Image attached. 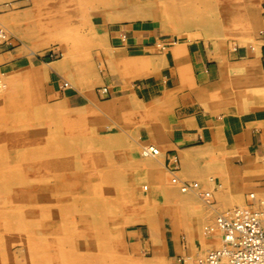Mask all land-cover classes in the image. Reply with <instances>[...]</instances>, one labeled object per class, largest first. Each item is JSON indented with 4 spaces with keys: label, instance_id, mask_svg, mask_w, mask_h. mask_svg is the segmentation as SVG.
Masks as SVG:
<instances>
[{
    "label": "rangeland",
    "instance_id": "374dc122",
    "mask_svg": "<svg viewBox=\"0 0 264 264\" xmlns=\"http://www.w3.org/2000/svg\"><path fill=\"white\" fill-rule=\"evenodd\" d=\"M53 1L0 0L3 34L0 33V72L3 77V88L0 90V264H203L204 255L210 249L220 246L219 241L216 244L205 241L210 234L205 228L219 214L234 208L245 213L254 211L264 214V178L258 180L262 185L259 182L247 184L245 180H234L227 173L231 166L237 165L236 162L227 156L219 155L216 158L202 155L205 159L200 163V166H205L203 177L192 179L186 175L194 173L192 165L173 169L188 188L187 191H180L185 193L191 190L196 193L195 198L188 200L176 197L170 190L173 174L169 172L172 166L176 167L170 161H175L174 156L164 165L163 162H156L154 156L142 153L143 146L149 142L139 132L141 123L138 106L131 101H109V88L103 84L107 74L121 80L123 85L134 83L141 79L138 75L147 67L148 62L138 59L144 63L141 70L139 65L134 67L128 58L119 56V50L112 48L105 30L106 27L125 23H149L154 26L158 39L154 45L156 52H176L174 60L185 66L187 49L183 46L200 42L216 52H225L236 46L251 47L254 43L259 44L263 33L260 25L254 21L255 17L261 19L262 0H142L151 7L147 15L137 18L128 17L130 9L127 0H107V3L105 0ZM73 33L78 37L76 42L70 39L74 38ZM65 34L70 38L63 39ZM47 42L48 45L40 48ZM76 45L81 46V49H76ZM70 47H75V50L69 51L72 49ZM181 48L185 49V53ZM107 50L116 51V54L109 55ZM71 52L74 57L70 55ZM125 62L129 66L124 65ZM80 65H84V69ZM44 66L46 70L42 73L40 70ZM33 69L39 73L24 79L26 73ZM70 71L73 72L70 74ZM263 77V72L260 76L253 72L245 76L235 73L228 77V84L233 90L238 86L242 88L246 101L248 98L264 100V85L261 83ZM125 80L127 82L123 83ZM77 90L87 91V99L82 100ZM250 92L251 97L246 95ZM47 121L49 123L45 125ZM46 146L50 149L44 148ZM30 150L35 152L32 154ZM39 151L41 154L37 153ZM18 162H21V166ZM13 163L17 164L16 168ZM248 164L254 168L253 163ZM259 165L263 167L264 163L260 162ZM214 185L219 192L220 189L228 190L225 195L227 198L232 196V200H214V194L217 195V191H213ZM71 201L74 202L72 205ZM209 209L214 214L206 215ZM18 211L22 213L18 215ZM35 229L37 232L42 230V233H37ZM78 232H81L80 236ZM174 238L179 240V249H175L178 246H175Z\"/></svg>",
    "mask_w": 264,
    "mask_h": 264
},
{
    "label": "crops",
    "instance_id": "0c3cea01",
    "mask_svg": "<svg viewBox=\"0 0 264 264\" xmlns=\"http://www.w3.org/2000/svg\"><path fill=\"white\" fill-rule=\"evenodd\" d=\"M261 11L260 26L263 35L257 49L236 46L228 48L225 52H216L199 42L183 47L187 49L186 62L189 66L177 63L173 51L168 50L163 54L156 52L154 45L157 36L154 33V26L149 23L132 22L106 27L112 48H117L126 58L135 60L139 58L148 62L147 67L142 70L145 77L131 84L123 85L121 80L107 74L103 81L109 88V101L112 99L118 102L131 101L139 107L140 117L143 118L140 119L139 132L146 141L156 143L155 145L160 147L163 156L160 155L158 158L164 165L168 164L172 156L177 155L180 157L182 168L186 166L184 164L191 154L194 157L198 154L195 158L191 156L194 159L192 161L194 173L187 174L184 171L193 179L204 175L202 174L204 168L200 166L205 160L202 154H209L208 156L223 154L222 156H227L237 164L231 166L227 173L234 180H245V183L252 184L264 178V166L259 165L260 162H264V104L255 102L258 100L253 98L246 101L242 88L238 86L233 90L228 84V77L231 74L245 76L253 72L260 76L258 73H264V0L261 3ZM71 72L73 71L69 73ZM156 75H159L158 78L154 77ZM123 83H126V80ZM77 94L82 100L87 99L85 93L77 90ZM246 95L252 96L251 92ZM154 104L156 106L153 108ZM248 162L253 163L254 168ZM213 188L215 191L218 190L215 185ZM170 190L181 199L188 200L196 196L194 191L184 194L178 187H171ZM222 191L214 194V200L231 201L225 195L228 190L223 192L225 196ZM207 213L213 212L206 210ZM174 240L175 246H178L175 249H179L178 238ZM205 241L211 243L208 238Z\"/></svg>",
    "mask_w": 264,
    "mask_h": 264
},
{
    "label": "bare ground",
    "instance_id": "6f19581e",
    "mask_svg": "<svg viewBox=\"0 0 264 264\" xmlns=\"http://www.w3.org/2000/svg\"><path fill=\"white\" fill-rule=\"evenodd\" d=\"M54 1H56V0H54ZM53 1V2H54ZM93 1V0H92ZM111 1V0H110ZM122 1H124V0H122ZM178 1V0H177ZM180 1V0H179ZM96 2V1H95ZM107 2H109V1H107V0H105V3H107ZM112 2H114L113 0H112ZM51 3V2H50ZM49 3V4H50ZM117 3V2H116ZM158 3V2H157ZM170 3H172V1L170 2ZM181 3H183V2H181ZM102 4H104V2L103 3H101L100 5L102 6ZM109 4V3H108ZM127 6H128V8L130 9V16H128L129 18H137V16L139 17V16H144V15H147V12L149 11V9H150V7H151V5L149 4V3H147V2H145V1H142V0H127ZM169 4V3H168ZM173 4H175L174 2H173ZM179 4H180V2H179ZM94 5V4H93ZM111 5V4H110ZM97 6V5H96ZM103 6H105V5H103ZM71 7H73V6H71ZM30 8V7H29ZM51 8V7H50ZM65 8V7H64ZM67 8V7H66ZM174 8H176V7H174ZM52 9V8H51ZM51 9H49V10H51ZM95 9H97L96 7H95ZM245 9V8H244ZM25 10V9H24ZM31 10V9H30ZM81 10V9H80ZM103 10V9H102ZM179 10V9H178ZM182 10V9H181ZM63 11V10H62ZM100 11V10H99ZM153 11V10H152ZM151 11V12H152ZM190 11V10H189ZM245 11V10H244ZM243 11V12H244ZM105 13V12H104ZM103 13V14H104ZM181 13V12H180ZM175 14H177V13H175ZM27 16H29V15H27ZM93 18V17H92ZM25 19V18H24ZM23 19V20H24ZM146 19V18H145ZM151 19V18H150ZM249 19V18H248ZM51 20V19H50ZM130 20V19H129ZM138 20V19H137ZM141 20V19H140ZM155 20H157V19H155ZM246 20H247V18H246ZM30 21V20H29ZM123 21V20H122ZM57 22V21H56ZM233 22H234V20H233ZM241 22V21H240ZM242 22H244V21H242ZM250 22V21H249ZM254 22H257L259 25H260V20H259V18L258 17H255V21ZM105 23V22H104ZM144 23V22H143ZM237 23V22H236ZM235 23V24H236ZM245 23H247V21L246 22H244V24ZM34 24H35V22H34ZM56 24V23H55ZM60 24H62V23H60ZM165 24V23H164ZM238 24V23H237ZM239 24H241V23H239ZM243 24V23H242ZM45 24H43V26H44ZM159 25V24H158ZM262 25V24H261ZM37 26V25H36ZM48 26V25H47ZM60 26V25H59ZM78 26V25H77ZM86 26V25H85ZM224 26V25H223ZM223 26L221 27V28H223ZM226 26V25H225ZM233 26V25H232ZM19 27V26H18ZM80 27H81V25H80ZM166 27V26H165ZM229 27V26H228ZM259 27H261V26H259ZM22 28V27H21ZM33 28H35V27H33ZM32 28V29H33ZM52 28H53V26H52ZM55 28V27H54ZM59 28H61V26L59 27ZM77 28V27H76ZM86 28V27H85ZM164 28V27H163ZM220 28V27H219ZM220 28V29H221ZM31 29V30H32ZM51 29V28H50ZM87 29V28H86ZM86 29H84V30H86ZM165 29V28H164ZM21 30V29H20ZM30 30V29H29ZM40 30V29H39ZM47 30V29H46ZM65 29H63V31H64ZM67 30H69V29H67ZM66 30V31H67ZM73 30V29H72ZM75 30V29H74ZM73 30V31H74ZM226 30V29H225ZM1 31H2V27H1V25H0V33H1ZM50 31V30H49ZM106 31V30H105ZM215 31H217V30H215ZM6 32H7V30H6ZM52 32V31H51ZM83 32H85V31H83ZM9 33V32H8ZM33 33V32H32ZM31 33V34H32ZM41 33V32H40ZM55 33V32H54ZM64 33L65 32H63V35H64ZM86 33V32H85ZM171 33H173V32H171ZM170 33V34H171ZM175 33V32H174ZM173 33V34H174ZM263 33V32H262ZM30 34V35H31ZM57 34V33H56ZM55 34V35H56ZM59 34V33H58ZM68 34V33H67ZM77 34V33H76ZM162 34V33H161ZM1 35H3L2 33H1ZM29 35V36H30ZM35 35V34H34ZM70 35V34H69ZM73 35H74V38H70L69 36H66V34H65V36H63V39L64 38H70V39H73L75 42H76V40L78 39V37H76V35L73 33ZM128 35V34H127ZM48 36H50V34L48 35ZM53 36V35H52ZM62 36V35H61ZM96 36H98V35H96ZM157 36V35H156ZM160 36V35H159ZM51 37V36H50ZM55 37H57V36H54V38ZM60 37V36H59ZM27 38H28V36H27ZM96 38V37H95ZM99 37H97V39H98ZM20 39V38H19ZM29 39V38H28ZM32 39V38H31ZM56 39H58V38H56ZM56 39H53V40H56ZM62 39V40H63ZM30 40V39H29ZM53 40H51V41H53ZM61 40V39H60ZM158 40V39H157ZM160 40H162V39H160ZM254 40V39H253ZM41 41V40H40ZM43 41V40H42ZM37 42V41H36ZM35 42V43H36ZM39 42V41H38ZM69 42L71 43V41L69 40ZM102 42V41H101ZM160 42V41H159ZM158 42V43H159ZM176 42V41H175ZM254 42V41H253ZM48 43L49 42H47V43H45V44H40L41 46H40V48L41 47H44L45 45H48ZM59 43V42H58ZM69 43V44H70ZM74 43V42H73ZM160 43H162V42H160ZM184 43V42H183ZM1 44V43H0ZM167 44V43H166ZM179 44V43H178ZM29 45V44H28ZM34 45V44H33ZM39 44H37V46H38ZM67 45V44H66ZM31 46V45H30ZM37 46H36V48H37ZM100 46V45H99ZM101 46H102V44H101ZM160 46V45H159ZM162 46V45H161ZM174 46V45H173ZM176 46V45H175ZM209 46V45H208ZM258 46H259V44H257V43H254V44H252V46H251V49H257L258 48ZM114 47V46H113ZM116 47V46H115ZM184 47V46H183ZM17 48V47H16ZM15 48V49H16ZM20 48V47H19ZM70 48H72V49H70L69 51H74L75 50V47H70ZM81 49V46H77L76 45V49ZM101 48V47H100ZM157 48V47H156ZM186 48V47H185ZM219 48V47H218ZM179 49V48H178ZM180 50H182V48L180 49ZM184 50V52L183 53H185V49H183ZM182 50V51H183ZM210 50V49H209ZM217 50V49H216ZM252 50V51H253ZM38 51V50H37ZM66 51V50H65ZM86 51H89V50H86ZM99 51V50H98ZM108 51V50H107ZM162 52V51H161ZM181 52V51H180ZM187 52V51H186ZM35 53V52H34ZM64 53V52H63ZM75 53H77V52H75ZM141 53V52H140ZM176 53V52H175ZM182 53V54H183ZM228 53V52H227ZM22 54V53H21ZM36 54V53H35ZM85 54V53H84ZM83 54V55H84ZM89 54V53H88ZM111 54H116V51H110V53H109V55H111ZM155 54V53H154ZM163 54V53H162ZM241 54V53H240ZM9 55V54H8ZM67 55V54H66ZM70 55H72V52L70 53ZM83 55H81V56H83ZM118 55L119 56H123L125 59H126V57L121 53V52H119L118 53ZM141 55V54H140ZM180 55V54H179ZM217 55V54H216ZM235 55V54H234ZM64 56V55H63ZM76 56V55H75ZM91 56V55H90ZM147 56V55H146ZM178 56V55H177ZM72 57H74V55H72ZM84 57V56H83ZM97 57V56H96ZM162 57V56H161ZM254 57V56H253ZM65 58V57H64ZM246 58V57H245ZM98 59V58H97ZM129 59V61L128 62H131L130 64H132L134 67H136V66H140L141 68H142V66H143V62L141 63L140 61H138V60H135L134 58L133 59H130V58H128ZM127 59V60H128ZM139 59V58H138ZM231 59V58H230ZM240 59V58H239ZM107 61V60H106ZM148 61V60H147ZM156 61V60H155ZM67 62V61H66ZM92 62L93 61H91V65H92ZM108 62V61H107ZM128 62H125V64L124 65H128L129 66V64H128ZM72 63V62H71ZM90 63V62H89ZM103 63V62H102ZM84 64V63H83ZM87 64V63H86ZM118 64V63H117ZM120 64V63H119ZM186 64L188 65V63L186 62ZM37 65V64H36ZM47 65V64H46ZM85 65V64H84ZM84 65H80L81 66V68H83V67H85ZM90 65V64H89ZM108 65H110L109 64V62H108ZM126 65V66H127ZM75 66V65H74ZM103 66H104V64H103ZM125 66V67H126ZM189 66V65H188ZM119 67V66H118ZM47 68H49V66H47ZM86 68H88V67H86ZM101 68V67H100ZM99 68V69H100ZM151 68V67H150ZM178 68V67H177ZM189 68V67H188ZM46 70V66H44V68L42 69V70H40V71H42V73H44V71L43 70ZM78 69V68H77ZM84 69V68H83ZM123 69H124V67H123ZM71 70V69H70ZM80 70V69H79ZM142 70V69H141ZM185 70H188V69H185ZM184 70V71H185ZM122 71V70H121ZM124 71V70H123ZM139 71V70H138ZM179 71V70H178ZM38 71H36V69L34 70H32V71H30L29 73H26L27 75L24 77V79H30L31 77H33L34 76V74L35 73H37ZM96 72V71H95ZM182 72V71H181ZM249 72V71H248ZM39 73V72H38ZM72 73V72H71ZM98 73V72H97ZM124 73H125V71H124ZM99 74V73H98ZM123 74V73H122ZM182 74V73H181ZM180 74V75H181ZM259 75H260V73H258ZM92 75H95L94 73L92 74ZM103 75V74H102ZM109 75V74H108ZM184 75V74H183ZM187 75V74H186ZM83 76V75H82ZM81 76V78H83ZM86 76V75H85ZM100 76V75H99ZM110 76V75H109ZM124 76V75H123ZM123 76H122V78H123ZM191 76V75H190ZM107 77V76H106ZM125 77V76H124ZM138 77L139 78H143V77H145V74L144 73H141V74H139L138 75ZM3 77H2V75H1V72H0V90L3 88V79H2ZM72 78V77H71ZM71 78H69V79H71ZM79 78V77H78ZM94 78H96V77H94ZM102 78V77H101ZM127 78V77H126ZM23 78H21L20 80H24ZM68 79V78H67ZM91 79H92V77H91ZM131 79V78H130ZM71 80H73V79H71ZM86 80V79H85ZM84 80V81H85ZM88 80V79H87ZM93 80V79H92ZM140 80V79H139ZM192 80V79H191ZM82 81V80H81ZM131 81V80H130ZM72 82V81H71ZM127 82V81H126ZM188 82V81H187ZM94 83V82H93ZM189 83H191L190 81H189ZM261 83L264 85V77L261 79ZM104 84V83H103ZM184 84V83H183ZM81 85H82V83H81ZM97 85V84H96ZM100 85V84H99ZM89 86V88H90V85H88ZM94 86V85H93ZM63 87H64V85H63ZM122 87V86H121ZM93 88V87H92ZM106 88V87H105ZM126 88V87H125ZM65 90V89H64ZM87 90V89H86ZM119 90V89H118ZM218 90V89H217ZM25 91V90H24ZM66 91V90H65ZM103 91V90H102ZM26 92V91H25ZM30 92H31V90H30ZM81 92H82V90H81ZM130 92V91H129ZM220 92V91H219ZM218 92V93H219ZM83 93H87V91H85L84 92V90H83ZM103 93V92H102ZM241 93V92H240ZM239 93V94H240ZM6 94V93H5ZM26 95V94H25ZM88 95V93L86 94V96ZM220 95V94H219ZM222 95V94H221ZM8 97V96H7ZM24 97V96H23ZM130 97V96H129ZM132 99V98H131ZM25 101H27V100H25ZM93 101V100H92ZM23 102V101H22ZM31 102V101H30ZM255 102H258V103H263L264 104V100H258V101H255ZM27 103V102H26ZM119 103V102H118ZM117 104V103H116ZM138 104V103H137ZM253 104V103H252ZM30 105V104H29ZM40 105V104H39ZM154 106H156V104H154L152 107L154 108ZM249 106V105H248ZM36 107V106H35ZM37 107H38V105H37ZM41 107V106H40ZM44 107V106H43ZM58 107V106H57ZM121 107H122V105H121ZM160 107V106H159ZM161 107H162V105H161ZM3 108V107H2ZM139 108V107H138ZM152 108V109H153ZM127 109V108H126ZM41 110V109H40ZM110 110V109H109ZM135 110V109H134ZM134 112V111H133ZM157 112V111H156ZM159 112V111H158ZM44 113V112H43ZM133 114V113H132ZM23 115V114H22ZM41 115H42V113H41ZM53 115V114H52ZM56 116V115H55ZM59 116V115H58ZM25 117V116H24ZM41 117V116H40ZM63 117V116H62ZM65 117V116H64ZM119 117V116H118ZM6 118V117H5ZM9 118V117H8ZM66 118V117H65ZM70 118V117H69ZM49 119H50V117H49ZM140 119H143V118H141L140 117ZM5 120V119H4ZM8 120V119H7ZM33 120V119H32ZM71 120V119H70ZM50 121V120H49ZM67 121V120H66ZM125 121V120H124ZM157 121V120H156ZM36 122V121H35ZM63 122V121H62ZM65 122V121H64ZM68 122V121H67ZM72 122V121H71ZM126 122V121H125ZM7 123V122H6ZM41 123V122H40ZM46 124L45 125H47V123H49L48 121L47 122H45ZM66 123V122H65ZM70 123V122H69ZM157 123V122H156ZM73 124V123H72ZM7 125V124H6ZM37 126H39V123H38V125ZM44 126V125H43ZM55 126V125H54ZM160 126V125H159ZM35 127V126H34ZM58 127V126H57ZM63 127V126H62ZM163 127V126H162ZM2 128V127H1ZM4 128V127H3ZM13 128V127H12ZM51 128V127H50ZM159 128V127H158ZM62 129H64V128H62ZM69 129V128H68ZM72 129L74 130V127H72ZM77 129V128H76ZM156 129V128H155ZM164 129V128H163ZM2 130V129H1ZM53 129H51L50 131H52ZM70 130V129H69ZM68 130V131H69ZM80 130V129H79ZM54 131H56V130H54ZM58 131H62V130H58ZM77 131V130H76ZM162 131V130H161ZM165 131V130H164ZM69 132H73L72 130L71 131H69ZM153 131H150V133H152ZM52 132H49V134H51ZM66 133V132H65ZM155 134V133H154ZM53 135V134H52ZM54 135H56V134H54ZM46 137H48V136H46ZM141 137V136H140ZM51 138V137H50ZM49 138V139H50ZM53 139V138H52ZM47 141H48V139H47ZM141 141H145V140H141ZM5 142V141H4ZM96 142V141H95ZM151 142V141H150ZM56 143V142H55ZM144 143H146V142H144ZM1 144V143H0ZM51 144V143H50ZM49 144V145H50ZM52 144H54V143H52ZM58 144V143H57ZM156 144V143H155ZM154 143H149V144H147V145H144L143 146V148H142V153L145 155V156H154L153 158H154V160H156V162H158V160H159V156L161 155V152H162V150H160L159 148H158V146H156ZM158 144V143H157ZM45 145V144H44ZM3 146V145H2ZM52 146V148L54 147V145H51ZM50 146V147H51ZM61 146V145H60ZM5 147H7L6 145H5ZM32 147V146H31ZM142 147V146H141ZM211 147V146H210ZM25 148V147H24ZM38 148V147H37ZM37 148H35L37 151H38V149ZM44 148H49V147H44ZM51 148V149H52ZM79 148V147H78ZM2 149H3V147H2ZM50 149V148H49ZM29 150V149H28ZM53 151H54V149H52ZM56 150V149H55ZM61 150V149H60ZM80 150V149H79ZM204 150V149H203ZM210 150H211V148H210ZM210 150H208V151H210ZM25 150H23V152H24ZM31 152L33 151V150H30ZM51 151V150H50ZM49 151V152H50ZM1 153H2V151H0ZM25 152H27V151H25ZM31 152H29V153H31ZM35 152V151H34ZM34 152H32V154L34 153ZM42 152V151H41ZM48 152V151H47ZM46 152V153H47ZM58 152V151H57ZM62 152V151H61ZM4 153V152H3ZM28 153V154H29ZM38 154L40 153V151L39 152H37ZM44 153V152H43ZM55 153V152H54ZM74 153V152H73ZM141 153V154H142ZM209 153V152H208ZM213 153V152H212ZM6 154V153H5ZM37 154V155H38ZM41 154V153H40ZM142 154V155H143ZM190 154H191V152H190ZM47 155V154H46ZM197 155L198 154H196L195 155V157H197ZM203 155V154H202ZM209 155V154H208ZM215 155V154H214ZM223 155V154H222ZM222 155H220V156H222ZM1 156V155H0ZM8 156V155H7ZM6 156V157H7ZM22 156V155H21ZM24 156V155H23ZM28 156V155H27ZM45 156V155H44ZM43 156V157H44ZM55 156V155H54ZM158 156V157H157ZM161 156H163V155H161ZM191 156H193V158H195L194 157V155H192L191 154ZM190 156V158L187 160V162H186V164H184V165H186V166H189V165H192V164H194V162H192V161H194V159L192 158ZM211 156V155H210ZM4 157V156H3ZM25 157V156H24ZM23 157V158H24ZM32 157V156H31ZM34 157H36V156H34ZM166 157V156H165ZM213 157V156H212ZM216 157V156H215ZM223 157V156H222ZM262 157V156H261ZM5 158V157H4ZM8 158V157H7ZM160 158H163V157H160ZM170 158V157H169ZM173 158V157H172ZM180 158V157H179ZM179 158H178V156L177 155H175L174 156V160L175 161H173V160H170V161H172V162H174V164H175V168H173V166H172V169H170V171L169 172H171L173 175L171 176V182H173L172 184H173V186H172V188L173 187H178L180 190H182V191H184V190H186V189H188L187 188V185L185 184V183H182L181 182V179L175 174V171H173V169L174 170H176V169H178V168H181V166H180V162H179ZM217 158V157H216ZM30 159V158H29ZM135 159V158H134ZM139 159V158H138ZM141 159V158H140ZM145 159H147V158H145ZM158 159V160H157ZM167 159V158H166ZM200 159V158H199ZM209 159H210V157H209ZM212 159V158H211ZM182 160H184V159H182ZM196 160V159H195ZM226 160V159H225ZM24 161V160H23ZM26 161V160H25ZM160 162H161V160H159ZM185 161V160H184ZM6 162H7V160H6ZM167 162V161H166ZM238 162V161H237ZM9 163V162H8ZM21 162H18L17 164H19V166H21V164H20ZM41 163V162H40ZM228 163V162H227ZM264 163V162H263ZM7 164V163H6ZM14 164V163H13ZM17 164H14V167H15V165H17ZM163 164V163H162ZM226 164V163H225ZM8 165V164H7ZM10 165V164H9ZM81 165V164H80ZM79 165V166H80ZM219 165V164H218ZM217 165V166H218ZM227 165V164H226ZM196 166H197V164H196ZM216 166V165H215ZM11 167V166H10ZM162 167V166H161ZM160 167V168H161ZM205 167V166H204ZM203 167V168H204ZM7 168H9V167H7ZM16 168V167H15ZM18 168V167H17ZM23 168V167H22ZM187 168V167H186ZM196 168V167H195ZM216 168H218V167H216ZM222 168V167H221ZM224 168V167H223ZM13 169V168H12ZM41 169V168H40ZM199 169H201V167H199ZM205 169V168H204ZM206 169H207V167H206ZM219 169V168H218ZM225 169V168H224ZM228 169V168H227ZM237 169V168H236ZM3 170V169H2ZM18 170V169H17ZM16 170V171H17ZM23 170V169H22ZM30 170V169H29ZM35 170H36V167H35ZM38 170H39V168H38ZM101 170V169H100ZM162 170H164V169H162ZM197 170V169H196ZM209 170H211V169H209ZM222 170V169H221ZM4 171V170H3ZM14 171V170H13ZM168 171V170H167ZM199 171V170H198ZM229 171V170H228ZM9 172V171H8ZM7 172V173H8ZM12 172V171H11ZM36 172H38V171H36ZM158 172V171H157ZM210 172V171H209ZM213 172V171H212ZM215 172V171H214ZM4 173H6L5 171H4ZM27 173V172H26ZM220 173H222V172H220ZM226 173H227V171H226ZM239 173V172H238ZM61 174V173H60ZM72 174H74V173H72ZM237 174V173H236ZM84 175V174H83ZM212 175H213V173H212ZM238 175V174H237ZM4 176H5V174H4ZM86 176H87V174H86ZM168 176V175H167ZM204 176V175H203ZM151 177V176H150ZM207 177V176H206ZM4 178V177H3ZM3 178H1V179H3ZM20 178V177H19ZM52 178V177H51ZM85 178H87V177H85ZM168 178H170V177H168ZM8 179V178H7ZM21 179V178H20ZM19 179V181H22V180H20ZM50 179V178H49ZM67 179V178H66ZM158 179H159V177H158ZM236 179V178H235ZM59 180V179H58ZM168 180V179H167ZM210 180V179H209ZM226 180V179H225ZM258 180V179H257ZM85 181V180H84ZM204 181V180H203ZM29 183L31 182V181H28ZM91 182V181H90ZM112 182V181H111ZM184 182V181H183ZM201 182V181H200ZM221 182H223V181H221ZM7 183V182H6ZM38 183V182H37ZM75 183V182H74ZM92 183V182H91ZM160 183V182H159ZM212 183V182H211ZM260 183V182H259ZM27 184V183H26ZM59 184V183H58ZM86 184V183H85ZM161 184V183H160ZM221 184V183H220ZM224 183H222V185H223ZM261 184V183H260ZM13 185H14V182H13ZM23 185V184H22ZM38 185V184H37ZM79 185V184H78ZM83 185V184H82ZM103 185V184H102ZM162 185V184H161ZM177 185H180V187L179 186H177ZM192 185V184H191ZM190 185V186H191ZM198 185V184H197ZM212 185V184H211ZM225 185V184H224ZM262 185V184H261ZM33 186H35V185H33ZM75 186H76V184H75ZM203 186V185H202ZM220 186V185H219ZM5 187V186H4ZM17 187V186H16ZM73 187V186H72ZM86 187V186H85ZM88 187V186H87ZM90 187V186H89ZM158 187V186H157ZM212 187V186H211ZM261 187V186H260ZM15 188V187H14ZM34 188V187H33ZM36 188H37V186H36ZM49 188V187H48ZM54 188V187H53ZM93 188V187H92ZM202 187H200V189H201ZM205 188V187H204ZM217 188V187H216ZM26 189V188H25ZM32 189V188H31ZM164 189V188H163ZM199 189V188H198ZM199 189V190H200ZM206 189V188H205ZM222 189H224V188H222ZM228 189V188H227ZM6 190V189H5ZM23 190V189H22ZM21 190V191H22ZM54 190V189H53ZM62 190H64V189H62ZM216 190V189H215ZM215 190H213V191H215ZM219 190V189H218ZM221 190V189H220ZM4 191V190H3ZM14 191V190H13ZM18 191H19V189H18ZM72 191V190H71ZM164 191V190H163ZM176 191V190H175ZM187 191V190H186ZM197 191V190H196ZM225 191V190H224ZM224 191H222V193L224 192ZM230 191V190H229ZM8 192H9V190H8ZM27 192V191H26ZM30 192V191H29ZM38 192V191H37ZM53 192V191H52ZM87 192V191H86ZM177 192V191H176ZM190 192L192 193V191L190 190ZM231 192V191H230ZM236 192H238V191H236ZM241 192V191H240ZM19 193V192H18ZM33 193H34V191H33ZM62 193V192H61ZM60 193V194H61ZM63 193H65L64 191H63ZM67 193V192H66ZM70 193V192H69ZM187 193V192H186ZM200 193V192H199ZM225 193V192H224ZM27 194V193H26ZM56 194H58V193H56ZM91 195H93V193L91 192L90 193ZM185 194V193H184ZM198 194V193H197ZM231 194H233V193H231ZM242 194H244V193H242ZM241 194V195H242ZM28 195V194H27ZM54 195V194H53ZM62 195V194H61ZM73 195V194H72ZM182 195V194H181ZM188 195V194H187ZM193 195V194H192ZM207 195V194H206ZM208 195H210V194H208ZM229 195V194H228ZM264 195V194H263ZM6 196V195H5ZM15 196H17V195H15ZM19 196V195H18ZM52 196V195H51ZM83 196H85V195H83ZM87 196H89V195H87ZM94 196H95V194H94ZM98 196V195H97ZM100 196V195H99ZM230 196V195H229ZM228 196V198H230V199H228V200H232V196L231 197H229ZM234 196V195H233ZM31 196H29V198H30ZM53 197V196H52ZM75 197V196H74ZM193 197V196H192ZM215 197V196H214ZM222 197V196H221ZM37 198V197H36ZM64 198V197H63ZM95 198V197H94ZM223 198V197H222ZM227 198V197H226ZM234 198V197H233ZM32 200H33V198H31ZM55 199H56V197H55ZM60 199V198H59ZM65 199V198H64ZM87 199V197L86 198H84V200H86ZM186 198H184L183 200H185ZM189 199H191V198H189ZM205 199H207V198H205ZM204 199V200H205ZM262 199H264V198H262ZM1 200V199H0ZM14 200V199H13ZM22 200V199H21ZM34 200H35V198H34ZM37 200V199H36ZM102 200V199H101ZM168 200V199H167ZM174 200V199H173ZM187 200V199H186ZM203 200V199H202ZM221 200V199H220ZM226 200V199H225ZM236 200V199H235ZM243 200V199H242ZM261 200V199H260ZM38 201V200H37ZM82 201V200H81ZM178 201V200H177ZM197 200L195 199V201L194 202H196ZM206 201V200H205ZM33 202V201H32ZM36 202V201H35ZM42 201H40V203H41ZM44 202V201H43ZM53 202H55V201H53ZM57 202V201H56ZM77 202V201H76ZM84 202H86V201H84ZM92 202H97V201H92ZM102 202H104L103 200H102ZM166 202V201H165ZM176 202V201H175ZM175 202H174V204H175ZM237 202V201H236ZM263 202V201H262ZM46 203V202H45ZM74 202H72L71 201V204L70 205H72ZM88 203V202H87ZM100 203V202H99ZM166 203H168V201L166 202ZM173 203V202H172ZM198 203V202H197ZM203 203V202H202ZM207 203V202H206ZM250 203H251V201H250ZM64 204H66V203H64ZM67 204H69V203H67ZM77 204V203H76ZM80 204H81V202H80ZM84 204V203H83ZM96 204V203H95ZM196 204V203H195ZM194 204V205H195ZM221 204V203H220ZM237 204V203H236ZM243 204V203H242ZM35 205V204H34ZM53 205V204H52ZM105 205V204H104ZM203 205H204V203H203ZM218 205V204H217ZM243 205H246V204H243ZM255 205V204H254ZM36 206V205H35ZM168 206H170V205H168ZM205 206H206V204H205ZM207 206H210V205H207ZM211 206H213V205H211ZM226 206V205H225ZM240 206V205H239ZM249 206V205H248ZM253 206V205H252ZM256 206V205H255ZM25 207V206H24ZM29 207V206H28ZM33 207V206H32ZM38 207V206H37ZM56 207V206H55ZM77 208L79 207V206H76ZM87 207H89V206H87ZM106 207V206H105ZM105 207H103V208H105ZM218 207H220V206H218ZM227 207V206H226ZM240 207H242V206H240ZM22 208V207H21ZM30 208H31V206H30ZM80 208V207H79ZM84 208V207H83ZM100 208H102V207H100ZM214 208V207H213ZM221 208H223L222 206H221ZM225 208V207H224ZM55 209V208H54ZM62 209V208H61ZM204 209V208H203ZM216 209V208H215ZM218 209H220V208H218ZM235 209V208H234ZM256 210H257V208H255ZM263 209V208H262ZM7 210V209H6ZM28 210V209H27ZM63 210V209H62ZM81 210V209H80ZM105 210V209H104ZM191 210V209H190ZM194 210V209H193ZM210 210V209H209ZM229 210V209H228ZM232 210V209H231ZM261 210V209H260ZM11 212V211H10ZM58 212V211H57ZM59 212H60V210H59ZM86 212V211H85ZM169 212V211H168ZM171 212V211H170ZM254 212V211H253ZM16 213H18V215H20L19 213H22V211H18V212H16ZM37 213H38V211H37ZM63 213V212H62ZM62 213H61V215H62ZM199 213H201V212H199ZM198 213V214H199ZM218 212H216V214H217ZM259 215H260V224L262 225V227L264 228V214H260L259 212H257ZM190 214V213H189ZM193 214V213H192ZM208 214V213H207ZM206 214V215H207ZM215 214V215H216ZM5 215V214H4ZM74 215V214H73ZM152 215V214H151ZM151 215H150V218L149 219H151ZM176 215V214H175ZM221 214H219V216H220ZM6 216V215H5ZM17 216V215H16ZM39 216V215H38ZM52 216V215H51ZM58 216V215H57ZM64 216V215H63ZM212 216V215H211ZM210 216V217H211ZM7 217L9 218V216L7 215ZM35 217V216H34ZM70 217H72V216H70ZM17 218V217H16ZM27 218H29V217H27ZM49 218H51V217H49ZM209 218V217H208ZM10 219H11V216H10ZM18 219H19V217H18ZM36 219V218H35ZM63 219V218H62ZM70 219H72V218H70ZM70 219H69V221H70ZM160 220V219H159ZM182 220V219H181ZM199 220V219H198ZM20 221V220H19ZM18 221V222H19ZM72 221V220H71ZM151 221V220H150ZM188 221V220H187ZM209 221V220H208ZM36 222H37V220H36ZM74 222V221H73ZM152 222H153V220H152ZM34 223V222H33ZM184 223V222H183ZM40 224V223H39ZM152 224V223H151ZM160 224V223H159ZM178 224V223H177ZM75 225V224H74ZM83 226V225H82ZM161 226V225H160ZM199 226V225H198ZM206 226V225H205ZM208 226V228L206 227L205 229H208L207 231V233H210L209 234V236H207V238L211 241V243H213V244H216V243H218L217 241H219L220 242V246H222V244H223V230H222V228H221V225H219V223H218V217L217 218H215V220L213 221V223H211L210 225H207ZM39 227V226H38ZM61 227V226H60ZM84 228H86L85 226H83ZM150 227V226H149ZM50 228V227H49ZM62 228V227H61ZM89 228V227H88ZM41 229V228H40ZM53 229V228H52ZM67 229V228H66ZM71 229V228H70ZM70 229H68V230H70ZM137 229V228H136ZM154 229V228H153ZM185 229V228H184ZM195 229V228H194ZM83 230V229H82ZM161 230V229H160ZM187 230V229H186ZM197 230V229H196ZM34 231H36L37 232V230L35 229ZM159 231V230H158ZM39 232H41L42 233V230L41 231H38L37 233H39ZM87 232V234H89V232H90V230H89V232L88 231H86ZM129 232V231H128ZM135 232V231H134ZM179 232V231H178ZM197 232V231H196ZM195 232V233H196ZM199 232V231H198ZM206 232V231H205ZM79 233V232H78ZM81 233V232H80ZM80 233H79V236H80ZM45 234V233H44ZM162 234V233H161ZM202 234H203V232H202ZM206 234V233H205ZM57 235V234H56ZM151 235V234H150ZM184 235V234H183ZM163 236V235H162ZM49 237V236H48ZM55 237V236H54ZM57 237V236H56ZM188 237V236H187ZM37 238V237H36ZM45 238V237H44ZM85 238H87V237H85ZM157 238V237H156ZM159 238V237H158ZM163 238H164V236H163ZM34 239V238H33ZM40 239V238H39ZM88 239V238H87ZM187 239V238H186ZM158 240V239H157ZM205 240V239H204ZM40 241V240H39ZM152 241V240H151ZM31 242H33V240H31ZM158 242V241H157ZM165 242V241H164ZM50 243V242H49ZM162 243V242H161ZM153 244V243H152ZM155 244V243H154ZM27 245V244H26ZM39 245V244H38ZM53 245H55V244H53ZM53 245H50V246H53ZM88 245V244H87ZM138 245V244H137ZM151 245V244H150ZM28 246H30V245H28ZM63 246V245H62ZM210 246V245H209ZM212 246V245H211ZM210 246V247H211ZM218 246V245H217ZM220 246H218V248L220 247ZM66 247V246H65ZM83 247V246H82ZM159 247H161V246H159ZM173 247V246H172ZM31 248V247H30ZM61 248V247H60ZM132 248V247H131ZM156 248V247H155ZM183 248V247H182ZM181 248V249H182ZM199 248H200V246H199ZM51 249V248H50ZM54 249V248H53ZM58 249H59V247H58ZM76 249V248H75ZM151 249H152V247H151ZM159 249V248H158ZM186 249V248H185ZM214 249H217V248H214ZM214 249H210L209 251H211V250H214ZM82 250V249H81ZM155 250V249H154ZM172 250V249H171ZM29 251H30V249H29ZM28 251V252H29ZM38 251H39V249H38ZM139 251V250H138ZM157 251V250H156ZM160 251V250H159ZM197 251V250H196ZM208 251V252H209ZM140 252V251H139ZM204 252H205V250H204ZM207 252V253H208ZM30 253V252H29ZM88 253V252H87ZM207 253H206V255H207ZM43 254V253H42ZM33 255H34V253H33ZM36 255H37V253H36ZM58 255V254H57ZM177 255V254H176ZM189 255V254H188ZM200 255V254H199ZM206 255H204L205 257H206ZM28 256V255H27ZM30 256V255H29ZM178 256V255H177ZM184 257V256H183ZM187 257V256H186ZM185 257V259H188V258H186ZM199 257V256H198ZM60 258V257H59ZM201 258V256L199 257V259ZM86 259V258H85ZM184 259V258H183ZM203 259V258H202ZM205 259V258H204ZM27 260H28V258H27ZM189 260V259H188ZM33 261H35V260H33ZM162 262V261H161ZM160 262V263H161ZM184 262V261H183ZM190 262V261H189ZM31 263V262H30ZM186 263H188V262H186ZM185 263V264H186ZM72 264V263H71ZM191 264V263H190ZM202 264V263H201ZM203 264H206V261L204 262V260H203Z\"/></svg>",
    "mask_w": 264,
    "mask_h": 264
},
{
    "label": "built area",
    "instance_id": "2783aa9c",
    "mask_svg": "<svg viewBox=\"0 0 264 264\" xmlns=\"http://www.w3.org/2000/svg\"><path fill=\"white\" fill-rule=\"evenodd\" d=\"M257 212L236 208L218 216L223 244L207 253L206 264H264V228Z\"/></svg>",
    "mask_w": 264,
    "mask_h": 264
}]
</instances>
